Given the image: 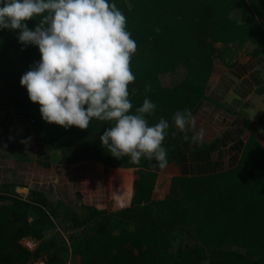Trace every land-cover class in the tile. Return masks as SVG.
I'll use <instances>...</instances> for the list:
<instances>
[{"label": "trees", "instance_id": "trees-1", "mask_svg": "<svg viewBox=\"0 0 264 264\" xmlns=\"http://www.w3.org/2000/svg\"><path fill=\"white\" fill-rule=\"evenodd\" d=\"M109 3L125 15L126 30L138 46L130 64L136 77L129 85L130 92L136 90L132 112L146 97L157 105L147 120L149 126L168 121L166 149L174 113L196 110L218 52H264V0ZM37 20L26 23L34 30ZM18 34L0 30V92L22 107L17 113L33 119L48 149L69 164L94 159L97 173L85 191L72 189L70 203L61 202L73 226H84L69 241L59 231L47 233L61 207L49 192L33 188L26 198L0 193V264H77L79 255L81 264H264V143L258 131L239 162L219 172L169 177L174 166L169 154L163 169L153 167L154 160L117 159L100 141L109 122L93 119L81 130L44 121L40 105L20 83L41 54L37 46L22 45ZM180 76L174 85L165 83ZM146 85L151 86L147 93ZM78 202L82 212L72 204ZM181 233L193 241H183ZM24 237L36 246L27 247Z\"/></svg>", "mask_w": 264, "mask_h": 264}, {"label": "clouds", "instance_id": "clouds-1", "mask_svg": "<svg viewBox=\"0 0 264 264\" xmlns=\"http://www.w3.org/2000/svg\"><path fill=\"white\" fill-rule=\"evenodd\" d=\"M33 19L37 20L34 30L26 23ZM2 29L19 30L22 45L39 48L41 59L22 75L20 83L29 99L40 105L44 121L81 130L88 129L93 119L109 122L100 141L111 155L128 157L132 164L145 159L154 160L153 167H167L163 142L168 121L161 118L149 126L147 117L157 105L147 97L132 112L130 96L136 90L130 92L129 85L136 77L130 64L138 46L116 4L109 0H0ZM149 91L151 86L146 85L145 93ZM172 119L183 133L195 129V117L188 108L176 111ZM203 136L201 129L191 141L196 143Z\"/></svg>", "mask_w": 264, "mask_h": 264}, {"label": "crops", "instance_id": "crops-1", "mask_svg": "<svg viewBox=\"0 0 264 264\" xmlns=\"http://www.w3.org/2000/svg\"><path fill=\"white\" fill-rule=\"evenodd\" d=\"M230 53L214 59L204 94L193 112L195 129L183 133L174 127L167 148L174 163L169 177L207 174L235 166L256 131L264 143V52L252 48L249 52L234 49ZM180 79L181 76L170 77L165 83L174 85ZM3 92H0V193L26 198L31 189L46 191L52 189L53 183L60 186L59 180L63 179L65 195H69L78 178L73 166L57 150L47 148L32 125L33 119L17 113L22 107ZM201 129L203 139L193 143L191 137ZM185 135L189 137L187 141ZM87 160L93 161L96 170L95 160Z\"/></svg>", "mask_w": 264, "mask_h": 264}, {"label": "rangeland", "instance_id": "rangeland-1", "mask_svg": "<svg viewBox=\"0 0 264 264\" xmlns=\"http://www.w3.org/2000/svg\"><path fill=\"white\" fill-rule=\"evenodd\" d=\"M222 56L223 52H218L217 56ZM93 161L91 160H86V161H81L78 163H72L70 164L71 166H73L74 170L76 171L75 176H78V178L75 179V181L73 182L74 184V188L73 189H84L83 191L86 190L87 185L91 180L94 179V176L96 175V170L94 169V165H93ZM114 172V171H113ZM111 172L112 176H115V172L113 173ZM66 173V172H64ZM80 173H82L83 175H81ZM85 176H87L85 178ZM115 179V178H114ZM116 180V179H115ZM60 182V186L58 185V183L56 182L53 183L52 189L46 190L47 192L50 193V195L52 196V199L55 201H53L54 204H60L61 207H59L58 210V214L55 217L56 218V225L54 226V228L50 229L47 231L48 234L55 232V231H59L62 236L69 241L70 239V235L72 233H74L75 231H77L76 229H78V231H81V228L84 226H81L80 228H75L72 224V221L70 220L71 218H69L68 216L65 217L66 213L64 211V205L63 200L65 202H69L68 196L65 195L66 193V189L65 187H63L62 182L64 181L63 179L59 180ZM70 203V202H69ZM76 203V202H75ZM75 203H72L73 206L78 209L80 212L83 211V206L80 202L77 203V205H75ZM179 237L181 239H183V241H187V242H192L193 241V237L191 235L185 234V233H181L179 235ZM29 237L23 238L22 241H24L25 239H27ZM32 239V238H31ZM34 240V239H33ZM71 240V239H70ZM24 243V242H23ZM81 257L80 255L78 256L77 264H81L80 263ZM43 261V260H42ZM73 262V261H72ZM71 262V263H72Z\"/></svg>", "mask_w": 264, "mask_h": 264}, {"label": "built area", "instance_id": "built-area-1", "mask_svg": "<svg viewBox=\"0 0 264 264\" xmlns=\"http://www.w3.org/2000/svg\"><path fill=\"white\" fill-rule=\"evenodd\" d=\"M26 238V237H25ZM24 244L27 246V247H29V248H34L35 246H36V242H35V240H33V239H31V238H27V239H25L24 241ZM31 264H43V261L42 260H36V261H34L33 263H31Z\"/></svg>", "mask_w": 264, "mask_h": 264}]
</instances>
